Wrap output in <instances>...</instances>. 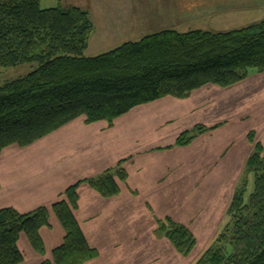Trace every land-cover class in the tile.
I'll use <instances>...</instances> for the list:
<instances>
[{
  "label": "trees",
  "instance_id": "1",
  "mask_svg": "<svg viewBox=\"0 0 264 264\" xmlns=\"http://www.w3.org/2000/svg\"><path fill=\"white\" fill-rule=\"evenodd\" d=\"M94 31L89 13L79 7L40 8V0H0V67L27 64V75L0 85V155L10 147L27 148L84 118L108 127L132 109L172 97L183 100L205 86L228 88L242 82L248 70L264 73V20L230 31L163 30L125 42L113 50L86 57ZM215 127L196 126L174 146L189 145ZM115 168L68 187L50 207L21 214L0 209V264H21L17 246L25 235L40 256L45 250L39 231L52 212L64 230L51 260L41 264H87L96 258L75 218L77 190L86 184L103 198L120 193L127 174ZM246 174L253 191L244 199V179L227 209V222L194 264H264V153L260 144L249 155ZM245 178V177H244ZM158 230L181 256L196 245L191 232L170 219Z\"/></svg>",
  "mask_w": 264,
  "mask_h": 264
},
{
  "label": "crops",
  "instance_id": "2",
  "mask_svg": "<svg viewBox=\"0 0 264 264\" xmlns=\"http://www.w3.org/2000/svg\"><path fill=\"white\" fill-rule=\"evenodd\" d=\"M208 2L194 8L264 10V0ZM64 4L77 6L71 1ZM214 89L220 88L209 85L187 99L166 97L138 106L116 119L112 128L104 121L85 125L79 118L48 136L50 154L3 156L12 147L5 149L0 155V209L26 214L50 206L68 187L127 160L123 164L127 179L119 182L117 196L102 198L85 184L77 191L75 218L88 246L97 252L87 264H193L195 255L187 257L192 260L180 256L158 230L159 221L170 218L191 232L196 248L208 247L227 222L228 206L250 154V127L235 121L199 135L187 146H174L179 134L193 125L217 124ZM49 221L39 231L44 256L34 252L25 238L32 264L51 260L63 240L60 224L52 215ZM21 236L18 248L24 241ZM23 255L21 264L28 259Z\"/></svg>",
  "mask_w": 264,
  "mask_h": 264
},
{
  "label": "rangeland",
  "instance_id": "3",
  "mask_svg": "<svg viewBox=\"0 0 264 264\" xmlns=\"http://www.w3.org/2000/svg\"><path fill=\"white\" fill-rule=\"evenodd\" d=\"M61 1L62 4H60V0H40V8H55L58 4L62 6L64 5L65 7L64 2L71 1L77 5L71 6L79 8L81 7V9L88 11L90 19L94 25V31L88 40V46L85 51L86 57H93L102 53H106L125 42L139 41L142 37L148 34H153L163 30L173 29L178 32H187L191 30H211L215 32L230 31L249 26L251 23L264 18V10L263 13H258L259 10L254 9L214 10V8H201L200 12H198V9L194 8V5H208L209 2L207 3V0ZM250 11L254 13H247ZM255 13L257 14L254 15ZM33 69L34 66L27 64L19 65L14 68L0 67V85L6 81H12L27 75ZM254 72H256L255 69L248 70L249 76L245 80L228 88L216 89L217 91L214 89L213 92L216 91V95H211L212 98L215 97L217 102L215 111L217 124L212 127L217 129L228 121L240 122L244 124V126L248 125L250 127L247 136L248 142L250 144V154L253 152L254 146L257 144L261 145L264 153V73L256 72L259 75L254 76ZM206 90L209 92V94H212L210 88L207 87ZM114 123L115 121L113 122V125ZM196 126L205 127L203 124L197 123L189 130H192ZM256 126L258 130L256 129ZM189 130L181 132L179 136L185 132H189ZM47 137L42 141L35 143L36 147L34 148L19 149L17 147H12L11 149L5 151L3 156H11L24 152L50 154L52 142L50 137ZM126 161L127 160L124 162ZM245 166L246 163L244 165L240 182H242L244 179V184H246L244 189V199L246 201L253 191L254 175L246 174ZM51 215L54 216V220L59 223L52 212H50L49 218ZM21 238L24 241H21L19 249L28 257L24 264H32L30 262L29 254H27L25 248V245L28 248L27 242L25 241L26 236L22 235ZM211 245L212 243L208 247ZM208 247L198 249V247L196 248L195 245V250L193 249L189 254L193 256L195 255L193 264L201 256V253L204 252ZM189 255L182 257L186 258V260H192V256L187 258ZM185 264H187V262H185Z\"/></svg>",
  "mask_w": 264,
  "mask_h": 264
}]
</instances>
